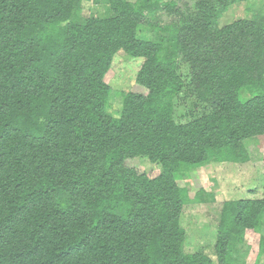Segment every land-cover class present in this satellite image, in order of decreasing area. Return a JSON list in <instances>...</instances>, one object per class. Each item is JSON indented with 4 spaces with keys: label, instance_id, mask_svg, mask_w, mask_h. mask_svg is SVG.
<instances>
[{
    "label": "trees",
    "instance_id": "16d2710c",
    "mask_svg": "<svg viewBox=\"0 0 264 264\" xmlns=\"http://www.w3.org/2000/svg\"><path fill=\"white\" fill-rule=\"evenodd\" d=\"M236 1L110 0L113 16L80 23L77 0H0V264H213L183 251L177 181L249 161L244 143L264 137V10L218 27ZM157 8L168 24L144 14ZM118 52L143 59L147 95L124 94L113 116L104 77ZM180 94L196 99L185 123ZM136 157L158 173L127 167ZM263 226L264 197L225 203L216 264H245L234 244Z\"/></svg>",
    "mask_w": 264,
    "mask_h": 264
},
{
    "label": "rangeland",
    "instance_id": "374dc122",
    "mask_svg": "<svg viewBox=\"0 0 264 264\" xmlns=\"http://www.w3.org/2000/svg\"><path fill=\"white\" fill-rule=\"evenodd\" d=\"M110 0H77V7L71 21L83 22L86 18H108L113 16L110 11ZM135 3L138 0H128ZM175 2L181 11L192 8L198 0H162ZM221 8V7H219ZM264 10V0H242L233 2L219 12L216 25L223 27L241 19H252L255 13ZM147 16L159 24H168L172 18L166 10L152 9L144 11ZM153 33L141 30L140 38L149 40ZM143 62L140 58H131L123 52H118L105 74L104 81L110 87L108 112L117 116L121 107L122 97L126 93L147 95V90L135 83L137 72ZM178 74L182 81L189 84V67L178 61ZM196 102L190 95L180 94L175 98L174 120L185 123L190 120L189 107ZM249 151L250 160L245 163H215L210 162L188 172L189 177L178 180L177 184L184 189L187 198L181 216L180 225L184 229L185 239L183 251L185 254L199 253L209 257L213 264L215 259V241L221 220L224 204L236 200L262 199L264 187V137L250 139L244 143ZM126 166L133 168L138 174L154 177L158 166L147 158L136 157L126 161ZM264 237V226L261 230H246L242 238L234 244V256L240 257L245 264H264V255L258 251L260 237Z\"/></svg>",
    "mask_w": 264,
    "mask_h": 264
}]
</instances>
